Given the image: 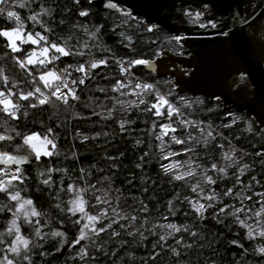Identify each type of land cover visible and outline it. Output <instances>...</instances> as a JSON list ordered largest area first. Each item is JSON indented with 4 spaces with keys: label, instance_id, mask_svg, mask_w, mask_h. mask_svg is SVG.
Here are the masks:
<instances>
[{
    "label": "clouds",
    "instance_id": "1",
    "mask_svg": "<svg viewBox=\"0 0 264 264\" xmlns=\"http://www.w3.org/2000/svg\"><path fill=\"white\" fill-rule=\"evenodd\" d=\"M156 7L0 0V264H264V82L182 67L214 0Z\"/></svg>",
    "mask_w": 264,
    "mask_h": 264
},
{
    "label": "water",
    "instance_id": "2",
    "mask_svg": "<svg viewBox=\"0 0 264 264\" xmlns=\"http://www.w3.org/2000/svg\"><path fill=\"white\" fill-rule=\"evenodd\" d=\"M246 0H214V7L221 21V28L218 31L209 30L207 32L198 31L193 38L195 43L202 46L209 44L216 45L222 57L205 56L204 48L199 54V62L193 64L190 60L182 62V67L191 68L192 72L198 74L205 80H218L225 69L233 72L243 70L246 65L247 70L255 79L264 82V74L258 72L255 65L251 64L247 57V44L237 38L230 39V36L236 32V27L239 26L240 17L245 16L247 9L244 7ZM137 11L144 14H154L158 12L156 0H135ZM230 9H235V12H230ZM235 13V14H233ZM229 26H233V32L229 36L224 33ZM239 83L238 81H234Z\"/></svg>",
    "mask_w": 264,
    "mask_h": 264
},
{
    "label": "flooded vegetation",
    "instance_id": "3",
    "mask_svg": "<svg viewBox=\"0 0 264 264\" xmlns=\"http://www.w3.org/2000/svg\"><path fill=\"white\" fill-rule=\"evenodd\" d=\"M209 19H212L213 23H217V28L216 29H211V30H215L218 31L221 28V21L222 19L219 16H215V17H208Z\"/></svg>",
    "mask_w": 264,
    "mask_h": 264
},
{
    "label": "snow or ice",
    "instance_id": "4",
    "mask_svg": "<svg viewBox=\"0 0 264 264\" xmlns=\"http://www.w3.org/2000/svg\"><path fill=\"white\" fill-rule=\"evenodd\" d=\"M157 10H159V9H158V7H157ZM229 11H230V12H232L233 10H232V9H230ZM233 14H235V13H233ZM224 35H225V33H224Z\"/></svg>",
    "mask_w": 264,
    "mask_h": 264
}]
</instances>
